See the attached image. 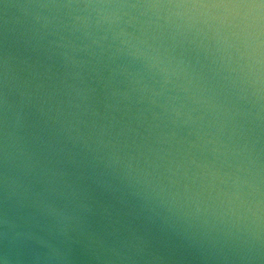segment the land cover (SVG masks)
Here are the masks:
<instances>
[{
    "label": "water",
    "instance_id": "water-1",
    "mask_svg": "<svg viewBox=\"0 0 264 264\" xmlns=\"http://www.w3.org/2000/svg\"><path fill=\"white\" fill-rule=\"evenodd\" d=\"M0 264H264V0H0Z\"/></svg>",
    "mask_w": 264,
    "mask_h": 264
}]
</instances>
